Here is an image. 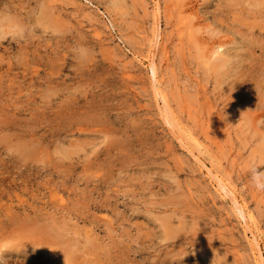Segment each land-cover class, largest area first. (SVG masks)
<instances>
[{
	"label": "rangeland",
	"instance_id": "obj_1",
	"mask_svg": "<svg viewBox=\"0 0 264 264\" xmlns=\"http://www.w3.org/2000/svg\"><path fill=\"white\" fill-rule=\"evenodd\" d=\"M263 1L0 0V264H258Z\"/></svg>",
	"mask_w": 264,
	"mask_h": 264
},
{
	"label": "bare ground",
	"instance_id": "obj_2",
	"mask_svg": "<svg viewBox=\"0 0 264 264\" xmlns=\"http://www.w3.org/2000/svg\"><path fill=\"white\" fill-rule=\"evenodd\" d=\"M119 2V0H118ZM256 2V1H255ZM258 2L260 3V5L262 3V0H258ZM264 2V1H263ZM116 3V2H115ZM118 4V3H117ZM157 4V3H156ZM255 4V3H254ZM257 4V3H256ZM113 5V4H112ZM159 5V4H158ZM259 6V5H258ZM156 8H159L158 6ZM157 12V11H156ZM158 13V12H157ZM158 15V14H157ZM13 20V17H11L10 15H8L4 10H1L0 9V45L2 44V39L7 36L9 33H15V30H12V27L15 25V24H10V22ZM157 30H159L160 28V15L157 16ZM15 27V26H14ZM9 28H11L9 30ZM159 31H157V40H158V36H159ZM157 40L156 43H157ZM221 46H219L218 48L214 49L212 52H211V55L209 56L210 59H212L213 61L211 62V65L215 68V70L218 72V75L221 79V81L223 80L224 81V78H226V75L229 74L228 72V68H227V58L225 57H222L221 54L223 53L221 50H220ZM218 54V55H217ZM220 54V55H219ZM155 61H152L151 62V67L154 71V73H156V65L154 63ZM229 65V64H228ZM158 94V92L156 93ZM165 115V113H164ZM167 121L170 122V124H173L167 116H165ZM184 131H186V134L192 139L194 140V142L197 144V146H201L199 140L188 130V129H184ZM200 150H202L200 148ZM213 173L212 170L209 171V173ZM213 176V179L217 182V185L220 187V189L223 190V192H227L228 194H231L232 195V198L233 200L235 201L237 207L239 208V211L241 212L242 216L243 217H246V209L245 207H243L241 205V203L238 201V198L236 197V195H234V191L232 190V187H230V185L225 181V179H223L222 177H220L219 175L215 173L211 174ZM237 208V209H238ZM248 214V213H247ZM249 218V217H248ZM247 218V219H248ZM52 229V228H51ZM62 229H59L58 231H60ZM169 230H172V229H169ZM54 233H55V230H53ZM62 233H64V231H61ZM52 234V233H51ZM58 234H61L60 232H58ZM53 235V234H52ZM51 235V236H52ZM56 236V234H55ZM54 238V236H53ZM58 240V238H57ZM253 249H254V252H255V257L257 259V262L258 264H264V249L260 243V240L258 239L257 235L255 234V232L253 233ZM68 249V253L71 251V247L70 245L68 246V248L66 247V250ZM64 253V254H63ZM67 251H64L61 253V260L63 261V264H78L77 262H75L74 258L70 257V255H68V259L66 258V254ZM67 253V254H68ZM72 253V252H71ZM72 256V255H71Z\"/></svg>",
	"mask_w": 264,
	"mask_h": 264
},
{
	"label": "clouds",
	"instance_id": "obj_3",
	"mask_svg": "<svg viewBox=\"0 0 264 264\" xmlns=\"http://www.w3.org/2000/svg\"><path fill=\"white\" fill-rule=\"evenodd\" d=\"M260 174L257 172L255 165L250 169V178L255 187L259 190H264V177H261L260 181L257 180V177Z\"/></svg>",
	"mask_w": 264,
	"mask_h": 264
}]
</instances>
